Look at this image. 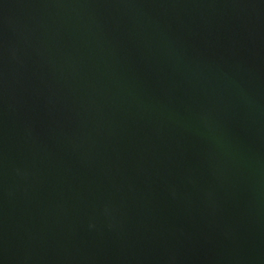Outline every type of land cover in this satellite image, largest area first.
<instances>
[{"label": "water", "instance_id": "water-1", "mask_svg": "<svg viewBox=\"0 0 264 264\" xmlns=\"http://www.w3.org/2000/svg\"><path fill=\"white\" fill-rule=\"evenodd\" d=\"M0 264H264V0H0Z\"/></svg>", "mask_w": 264, "mask_h": 264}]
</instances>
